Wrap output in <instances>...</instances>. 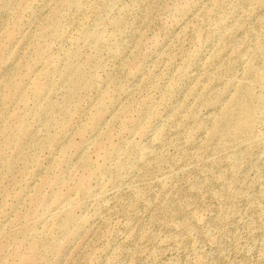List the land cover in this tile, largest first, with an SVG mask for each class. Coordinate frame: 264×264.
Instances as JSON below:
<instances>
[{
  "label": "rangeland",
  "instance_id": "rangeland-1",
  "mask_svg": "<svg viewBox=\"0 0 264 264\" xmlns=\"http://www.w3.org/2000/svg\"><path fill=\"white\" fill-rule=\"evenodd\" d=\"M0 264H264V0H0Z\"/></svg>",
  "mask_w": 264,
  "mask_h": 264
},
{
  "label": "bare ground",
  "instance_id": "bare-ground-1",
  "mask_svg": "<svg viewBox=\"0 0 264 264\" xmlns=\"http://www.w3.org/2000/svg\"><path fill=\"white\" fill-rule=\"evenodd\" d=\"M248 120V110H247V108H244L243 109V111L241 112V114L240 115H238L237 116V118H235V124H243L244 122H246ZM236 122H238V123H236ZM229 126V125H228ZM234 126V125H233ZM235 127L237 128V129H239L236 125H235ZM234 127H232V129H233ZM236 128H234L235 130H236ZM233 129V130H234ZM227 130H229V129H227ZM227 130H225V131H227ZM220 132H222V131H220ZM230 132V131H229ZM227 133V132H226Z\"/></svg>",
  "mask_w": 264,
  "mask_h": 264
}]
</instances>
